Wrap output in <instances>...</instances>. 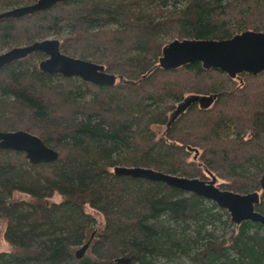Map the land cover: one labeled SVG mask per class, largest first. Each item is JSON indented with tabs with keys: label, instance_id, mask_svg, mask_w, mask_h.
I'll return each mask as SVG.
<instances>
[{
	"label": "trees",
	"instance_id": "obj_1",
	"mask_svg": "<svg viewBox=\"0 0 264 264\" xmlns=\"http://www.w3.org/2000/svg\"><path fill=\"white\" fill-rule=\"evenodd\" d=\"M34 1L0 0V12ZM245 29L264 31V0H61L1 16L0 46L60 35L62 52L102 64L116 81L96 85L43 72L39 51L0 69V130L28 131L58 152L53 162L32 164L23 152L0 148V218L11 246L0 252V264L180 257L264 264V223L236 225L209 199L113 170L212 173L222 188L259 191L255 209L264 214V71L232 77L199 62L158 65L165 38H226ZM211 94L212 102L177 111L187 97ZM154 123L166 126L160 136ZM16 191L28 198L7 199ZM55 194L59 201H49ZM234 224L227 239H217L216 227ZM93 231L90 252L76 258ZM122 256L128 263L116 261Z\"/></svg>",
	"mask_w": 264,
	"mask_h": 264
},
{
	"label": "water",
	"instance_id": "obj_2",
	"mask_svg": "<svg viewBox=\"0 0 264 264\" xmlns=\"http://www.w3.org/2000/svg\"><path fill=\"white\" fill-rule=\"evenodd\" d=\"M58 1L61 0H37L18 5L0 12V17H19L47 9ZM35 51L45 54L38 63L39 69L43 72L78 77L96 85L111 86L116 81L115 74L106 71L102 64L62 52L58 38L47 37L6 49L0 53V69ZM193 62H199L205 69H219L232 77L240 73L258 74L264 71V31L245 29L226 38H173L162 46L158 65L165 69H174ZM214 97L215 94L189 96L178 106L177 111L184 109L192 101L208 104ZM0 148L23 152L32 164L53 162L58 158V152L55 149L45 144L37 135L22 129L0 130ZM113 170L119 175L162 181L184 192L209 199L220 208L227 210L231 221L235 224L244 220L264 223V214L255 209V205L260 200L259 191L240 193L222 189L217 186V177L212 173H208L210 178L203 179L198 176H180L142 166H116ZM262 188H264L263 182ZM93 236L94 231L86 242L75 249L76 258L84 254ZM129 260V257L116 259L117 262Z\"/></svg>",
	"mask_w": 264,
	"mask_h": 264
},
{
	"label": "rangeland",
	"instance_id": "obj_3",
	"mask_svg": "<svg viewBox=\"0 0 264 264\" xmlns=\"http://www.w3.org/2000/svg\"><path fill=\"white\" fill-rule=\"evenodd\" d=\"M59 37H60V35H50L49 36V38H59ZM169 40H171V39L165 38L164 42H167ZM6 49H8V47L0 46V53L5 51ZM74 57H76V56H74ZM83 59H86V58H83ZM180 103L181 102L176 103V106L177 105L179 106ZM165 127H166L165 124H156V123H154V124L151 125V129L153 130V132L155 133L156 136H160L163 133ZM206 176H207V178H210L208 173H206ZM220 182H221V180L219 178H217L216 184H219ZM220 188H222V187H220ZM222 189H225V188H222ZM11 198H13L15 200V199H27L28 197H27V195L16 191V192L13 193V195L11 197H7V199H11ZM49 201H59L58 195L55 194L53 197L49 198ZM86 211L88 213L92 214L93 217H96V218H98V220L102 221L101 215H100V213L97 210L89 208V207H86ZM94 225H95V222L93 221L92 222V226H94ZM236 225L235 224L234 225H230V226H228L229 228H227V226L220 225V227H216V229L213 232H214V234H216L217 239H227L228 236L231 234V231L236 229ZM5 229H6V220H5V218L2 217V218H0V252H5V251L8 252L11 249V246L8 244V242L5 240V237H4ZM89 252H90V246L86 250L85 255H87ZM72 262H74V259H71V261H69V263H67V264H71ZM126 263H128V262H126ZM157 264H192V263L187 258L180 257V258L173 259V261H171V262L170 261H166L164 259H161V260H159L157 262Z\"/></svg>",
	"mask_w": 264,
	"mask_h": 264
},
{
	"label": "bare ground",
	"instance_id": "obj_4",
	"mask_svg": "<svg viewBox=\"0 0 264 264\" xmlns=\"http://www.w3.org/2000/svg\"><path fill=\"white\" fill-rule=\"evenodd\" d=\"M206 179H207V178H206ZM89 246H90V245H89ZM88 248H89V247H88ZM88 248H87V249H88ZM85 252H86V251H85ZM85 252H84V254H85ZM84 254H83V255H84ZM83 255H82V256H83ZM82 256H81V257H82ZM81 257H80V258H81Z\"/></svg>",
	"mask_w": 264,
	"mask_h": 264
}]
</instances>
